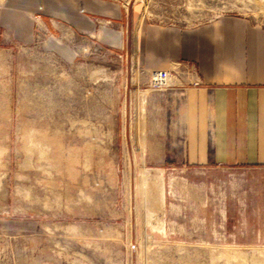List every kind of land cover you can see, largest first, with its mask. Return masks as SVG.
I'll list each match as a JSON object with an SVG mask.
<instances>
[{
	"label": "rangeland",
	"instance_id": "1",
	"mask_svg": "<svg viewBox=\"0 0 264 264\" xmlns=\"http://www.w3.org/2000/svg\"><path fill=\"white\" fill-rule=\"evenodd\" d=\"M94 1L122 18L60 34L56 0H0V264H264L261 174L144 162L123 49L138 20L264 27V0Z\"/></svg>",
	"mask_w": 264,
	"mask_h": 264
},
{
	"label": "crops",
	"instance_id": "2",
	"mask_svg": "<svg viewBox=\"0 0 264 264\" xmlns=\"http://www.w3.org/2000/svg\"><path fill=\"white\" fill-rule=\"evenodd\" d=\"M50 16L60 34H90L99 17L118 20L123 12L106 2L56 0ZM132 33L131 47L123 46L131 67L124 93L144 123L143 161L162 169L243 167L264 184V27L223 16L195 29L138 20ZM119 34L103 36L122 46ZM172 69L168 87L149 88L153 72Z\"/></svg>",
	"mask_w": 264,
	"mask_h": 264
},
{
	"label": "built area",
	"instance_id": "3",
	"mask_svg": "<svg viewBox=\"0 0 264 264\" xmlns=\"http://www.w3.org/2000/svg\"><path fill=\"white\" fill-rule=\"evenodd\" d=\"M173 71L174 69L172 71L160 70L153 72L151 74L149 88L153 90H162L168 87Z\"/></svg>",
	"mask_w": 264,
	"mask_h": 264
},
{
	"label": "bare ground",
	"instance_id": "4",
	"mask_svg": "<svg viewBox=\"0 0 264 264\" xmlns=\"http://www.w3.org/2000/svg\"><path fill=\"white\" fill-rule=\"evenodd\" d=\"M170 81H171V79H170Z\"/></svg>",
	"mask_w": 264,
	"mask_h": 264
}]
</instances>
